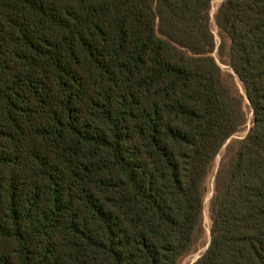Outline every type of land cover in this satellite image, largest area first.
Wrapping results in <instances>:
<instances>
[{
    "label": "trees",
    "instance_id": "obj_1",
    "mask_svg": "<svg viewBox=\"0 0 264 264\" xmlns=\"http://www.w3.org/2000/svg\"><path fill=\"white\" fill-rule=\"evenodd\" d=\"M213 2L0 0V264H181L247 106L193 264H264V0Z\"/></svg>",
    "mask_w": 264,
    "mask_h": 264
},
{
    "label": "rangeland",
    "instance_id": "obj_2",
    "mask_svg": "<svg viewBox=\"0 0 264 264\" xmlns=\"http://www.w3.org/2000/svg\"><path fill=\"white\" fill-rule=\"evenodd\" d=\"M224 1L225 0H214V2L212 4V11H211L212 29H213V32L215 34L218 46L220 45L221 39H220V36H219L218 27H217V25L215 23V15H216L218 9L220 8V6L222 5V3ZM214 56H215L217 62L219 63V65L221 66V68L225 72L233 73V71L229 68V66H227L225 63H223L221 61V59L219 58L218 48H217L216 52L214 53ZM235 78H236V82H237V85H238L239 89L243 92L241 83L239 82L237 77H235ZM246 110L249 113V117H250L248 130L243 132V133L237 134L236 136H234L232 139L229 140V142L225 145V147L221 151V154L218 156V158H217V160L215 162V168L213 170V173L209 177V180H208V193H207L206 200H205V210H204L205 234L203 235L201 240L198 242L195 250L191 254L186 256L182 260L181 264H193V263H195L206 252V250L208 249V247L210 245V241H211V232H210V229H211L210 200H211V198L213 196V192H214V182H215L214 176H215V173H216V171H217V169H218V167L220 165V162H221L223 156L226 153L227 146L232 141L244 138L249 132V129H250V127L252 125V121H253V114H252V111H251L249 106H247Z\"/></svg>",
    "mask_w": 264,
    "mask_h": 264
}]
</instances>
